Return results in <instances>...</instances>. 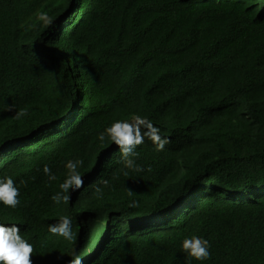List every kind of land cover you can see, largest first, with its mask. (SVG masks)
I'll list each match as a JSON object with an SVG mask.
<instances>
[{
    "label": "trees",
    "instance_id": "obj_1",
    "mask_svg": "<svg viewBox=\"0 0 264 264\" xmlns=\"http://www.w3.org/2000/svg\"><path fill=\"white\" fill-rule=\"evenodd\" d=\"M133 115L170 141L145 138L141 172L98 138ZM77 159L84 187L56 204ZM6 177L20 204L0 223L32 264H264V0H0ZM63 216L71 241L48 231ZM193 235L210 259L182 250Z\"/></svg>",
    "mask_w": 264,
    "mask_h": 264
},
{
    "label": "clouds",
    "instance_id": "obj_2",
    "mask_svg": "<svg viewBox=\"0 0 264 264\" xmlns=\"http://www.w3.org/2000/svg\"><path fill=\"white\" fill-rule=\"evenodd\" d=\"M45 24H51V19L47 14H41ZM9 111L13 110L11 107ZM28 115L25 109H21L16 113L15 118L20 119ZM107 138L114 143L121 152L122 162L126 169L136 172L144 171L141 166H138L134 157L138 155L136 148L145 142V138L150 140L157 151L165 150V146L170 142L168 139L160 135L159 128L155 127L151 120L147 117L133 115L131 121L117 120L110 127L105 129V132L100 133L99 140L103 141ZM84 164L82 159L69 160L65 167L67 176L63 183L59 185L60 192L52 196V200L56 204H67L70 199V191H79L84 187V179L79 168ZM151 171V167L147 169ZM43 172L48 176L49 180H55L56 176L52 174L51 169L45 165ZM127 175V172L125 173ZM23 183V182H21ZM107 186L108 181L101 182ZM97 194H102V189L97 187ZM128 195H134L131 189H127ZM20 195L19 189L16 187L14 180L11 177L0 179V203L15 209L19 206L18 199ZM131 207H136L137 203L130 204ZM48 231L54 235L61 236L65 240L71 241L74 238L71 218L63 216L56 224L49 225ZM210 243L207 239L193 235L190 238L184 239L182 242V250L191 258L198 261L208 260L211 257ZM34 247L21 235V229L17 224L5 226L0 223V264H32V256ZM70 264H82L81 258L75 252Z\"/></svg>",
    "mask_w": 264,
    "mask_h": 264
}]
</instances>
